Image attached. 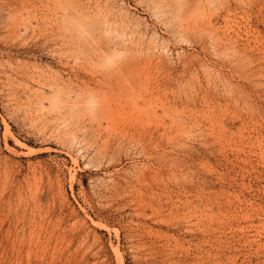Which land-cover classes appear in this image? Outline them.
<instances>
[{
    "label": "rangeland",
    "instance_id": "374dc122",
    "mask_svg": "<svg viewBox=\"0 0 264 264\" xmlns=\"http://www.w3.org/2000/svg\"><path fill=\"white\" fill-rule=\"evenodd\" d=\"M0 264H264V0H0Z\"/></svg>",
    "mask_w": 264,
    "mask_h": 264
}]
</instances>
